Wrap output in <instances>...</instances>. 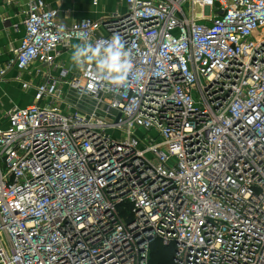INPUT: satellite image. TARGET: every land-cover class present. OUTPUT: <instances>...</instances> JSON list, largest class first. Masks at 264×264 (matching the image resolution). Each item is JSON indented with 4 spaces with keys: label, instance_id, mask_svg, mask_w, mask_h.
<instances>
[{
    "label": "built area",
    "instance_id": "obj_1",
    "mask_svg": "<svg viewBox=\"0 0 264 264\" xmlns=\"http://www.w3.org/2000/svg\"><path fill=\"white\" fill-rule=\"evenodd\" d=\"M123 2L70 23L26 3L0 78L58 76L0 124V264H150L154 242L173 264H264V0ZM113 34L126 86L56 65Z\"/></svg>",
    "mask_w": 264,
    "mask_h": 264
},
{
    "label": "crops",
    "instance_id": "obj_2",
    "mask_svg": "<svg viewBox=\"0 0 264 264\" xmlns=\"http://www.w3.org/2000/svg\"><path fill=\"white\" fill-rule=\"evenodd\" d=\"M42 1L48 7L57 10L59 19L66 23L83 18L100 20L111 13H123L125 11L123 0ZM93 1H96L97 4L93 5ZM27 2L28 0H13L7 3L4 0H0V70L3 69L6 61L12 57L13 52L18 48L23 37V14ZM74 44L77 43L72 42L68 49L59 48V55L56 60L57 66L62 69L70 70L71 77L75 74L79 75L81 72L70 59L73 51L72 45ZM45 73H49L55 77L58 76V72L52 69H47ZM30 80L33 81L34 79L30 78ZM31 81H29V78H25L23 74L19 75L14 69L7 71L6 74L0 78V124L4 123L5 114L10 109L25 108L32 102V96L30 97V102L26 103L23 102V99L20 98L19 95L23 91H26V89L22 88V84L27 83L30 85V83H32ZM32 87L33 86L27 89L30 93L28 95H32ZM63 89L65 90L66 87L63 86Z\"/></svg>",
    "mask_w": 264,
    "mask_h": 264
},
{
    "label": "clouds",
    "instance_id": "obj_3",
    "mask_svg": "<svg viewBox=\"0 0 264 264\" xmlns=\"http://www.w3.org/2000/svg\"><path fill=\"white\" fill-rule=\"evenodd\" d=\"M71 61L90 79V88H121L126 86L133 71L132 51L126 48L119 34L95 44L83 41L72 45Z\"/></svg>",
    "mask_w": 264,
    "mask_h": 264
},
{
    "label": "rangeland",
    "instance_id": "obj_4",
    "mask_svg": "<svg viewBox=\"0 0 264 264\" xmlns=\"http://www.w3.org/2000/svg\"><path fill=\"white\" fill-rule=\"evenodd\" d=\"M185 9V8H184ZM186 10V9H185ZM47 67H44V66H42V65H40V64H35V65H33L28 71H25L24 73H22L23 74V76L25 77V78H29V81H31L30 80V78L32 79H34L33 81H31L32 83H30V85L31 86H34V84L36 83V81H37V79H38V74L37 73H40V72H42V73H45L46 71H47V69H49V68H47ZM49 70H51V69H49ZM24 92V91H23ZM20 93L19 95H20V98H22L23 99V102H26V103H28V102H30V97L32 96V95H28V94H30L29 92H28V90H26L24 93ZM87 108H89V106H83V105H80L79 106V110H82V111H84L85 109H87ZM62 112H65L66 113V110H64V111H62ZM70 112H73V111H70ZM137 134L138 135H141L142 134V131H138L137 132ZM116 139H119L120 138V132L119 131H117V133H116Z\"/></svg>",
    "mask_w": 264,
    "mask_h": 264
},
{
    "label": "trees",
    "instance_id": "obj_5",
    "mask_svg": "<svg viewBox=\"0 0 264 264\" xmlns=\"http://www.w3.org/2000/svg\"><path fill=\"white\" fill-rule=\"evenodd\" d=\"M150 264H173V247L154 242L151 248Z\"/></svg>",
    "mask_w": 264,
    "mask_h": 264
},
{
    "label": "water",
    "instance_id": "obj_6",
    "mask_svg": "<svg viewBox=\"0 0 264 264\" xmlns=\"http://www.w3.org/2000/svg\"><path fill=\"white\" fill-rule=\"evenodd\" d=\"M118 118H119V115H118V117H117V119H116V122L118 121Z\"/></svg>",
    "mask_w": 264,
    "mask_h": 264
}]
</instances>
